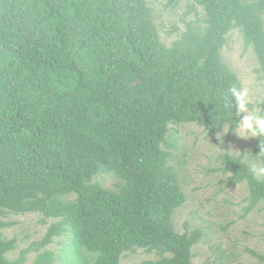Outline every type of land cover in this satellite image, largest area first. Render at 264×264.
<instances>
[{
  "label": "trees",
  "instance_id": "obj_1",
  "mask_svg": "<svg viewBox=\"0 0 264 264\" xmlns=\"http://www.w3.org/2000/svg\"><path fill=\"white\" fill-rule=\"evenodd\" d=\"M195 7L202 25L185 22L166 45L147 0H0V216L55 220L15 259L16 240L0 233V264H24L31 251L32 264H55L47 247L66 235L70 264H119L138 249L158 257L140 264H191L202 233L173 227L186 197L169 128H238L227 93L240 86L221 60L233 30L264 91V0H193L188 13ZM217 172L245 184L243 215L261 205L264 226V181L243 156L224 154ZM100 175L121 184L105 189Z\"/></svg>",
  "mask_w": 264,
  "mask_h": 264
},
{
  "label": "rangeland",
  "instance_id": "obj_2",
  "mask_svg": "<svg viewBox=\"0 0 264 264\" xmlns=\"http://www.w3.org/2000/svg\"><path fill=\"white\" fill-rule=\"evenodd\" d=\"M152 10L154 24L160 39L168 45L177 37L175 28L183 31L185 22L201 23V10L195 7V14L188 12L193 0H147ZM222 62L236 75L239 86L247 89L250 109L261 112L264 98L263 78L251 48H245L238 30L231 31L221 51ZM244 114L239 115V120ZM239 127L233 134L227 129L219 135L208 136L192 124L171 126L167 142L174 144L170 151V166L174 168L181 184L186 202L173 213L172 222L176 233L183 234L194 229L202 233L200 243L192 249L191 264H264V226L261 205L248 215H243L247 206L245 184L235 187L228 184L229 174L217 172L224 154L233 157L243 156V161L257 158L255 138H246ZM245 137V138H242ZM95 183L115 191L120 180L111 175L98 176ZM55 220L40 215L0 216L2 237L16 240V249L8 259H15L22 250L39 241L46 228ZM69 244V236L58 238L47 247L55 254V264H70L69 254L64 251ZM46 249V250H47ZM253 252V253H251ZM37 253L30 252L24 264H32ZM82 255L88 257L86 252ZM155 252L136 250L125 253L119 264H140L145 260L157 259Z\"/></svg>",
  "mask_w": 264,
  "mask_h": 264
},
{
  "label": "clouds",
  "instance_id": "obj_3",
  "mask_svg": "<svg viewBox=\"0 0 264 264\" xmlns=\"http://www.w3.org/2000/svg\"><path fill=\"white\" fill-rule=\"evenodd\" d=\"M227 94L231 101L230 107L235 108V115L244 114L238 121V127L242 133L248 134L246 138L264 137V114L249 108L250 99L247 89L233 86L228 89ZM254 156H264V147L260 145L259 153ZM248 168L255 180L264 181V159L249 160Z\"/></svg>",
  "mask_w": 264,
  "mask_h": 264
}]
</instances>
